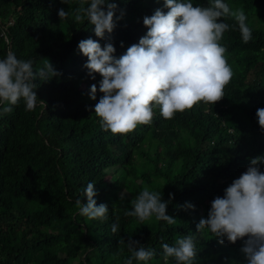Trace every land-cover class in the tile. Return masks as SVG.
Returning <instances> with one entry per match:
<instances>
[{"label":"trees","instance_id":"1","mask_svg":"<svg viewBox=\"0 0 264 264\" xmlns=\"http://www.w3.org/2000/svg\"><path fill=\"white\" fill-rule=\"evenodd\" d=\"M109 2L123 16L100 38L87 20L59 19V9L71 13L79 0H0V58L11 50L37 69L48 60L60 74L33 81L34 111L21 100L0 116V264H123L129 239L155 250L150 260L133 264H164L162 243L174 245L187 235L195 238L194 264H247L241 251L246 237L221 244L209 230L197 232L196 224L252 158L264 157V132L255 115L264 108V0H224L231 10H244L252 39L244 43L235 19L224 18L230 28L220 43L233 76L221 100L198 103L170 120L154 109L151 124L127 134L101 129L94 113L103 95L101 76L89 75L78 42L111 43L119 58L146 34L143 18L168 9L164 0ZM191 2L207 6L209 0ZM93 84L96 99L89 96ZM259 167L264 171V164ZM90 181L96 204L109 208L102 221L79 215L76 200L87 202L82 193ZM144 188L169 201L166 211L175 224L125 215ZM168 264L176 262L169 258Z\"/></svg>","mask_w":264,"mask_h":264},{"label":"clouds","instance_id":"2","mask_svg":"<svg viewBox=\"0 0 264 264\" xmlns=\"http://www.w3.org/2000/svg\"><path fill=\"white\" fill-rule=\"evenodd\" d=\"M61 2L67 3V0ZM163 6L167 12L158 8L143 18L146 34L119 58L113 55L115 48L111 43L101 47L91 38L78 42L79 52L87 57L84 67L89 75L101 76L99 91L103 95L94 105V113L102 130L127 134L138 125L151 124L154 109L170 120L177 112L201 102L213 105L225 96L224 89L233 71L225 56L226 48L220 43L230 28L224 18L235 19L242 41L248 43L252 29L246 24L244 10L233 11L224 0H209L207 6H194L191 0H164ZM116 9L117 4L109 0H79L71 13L59 9L58 17L66 20L71 15L75 22L81 23L87 20L94 26L95 35L103 38L123 16V11L116 16ZM33 63L30 59L17 58L11 50L0 58V116L10 114L21 100L26 111H34L38 97L37 84L33 81L37 77L47 81L60 75L48 60L38 69ZM96 92L97 86L91 85V99H96ZM39 101L45 109V102ZM255 115L264 132V108H257ZM260 164H264V157L252 158L246 171L224 189V195L210 202L207 218H201L196 224L197 232L207 229L221 244L225 238L235 243L246 237L241 251L247 264H264V171L260 170ZM82 195L87 202L82 204L80 199L76 200L79 215L90 220L107 218L108 206L97 205L94 199L97 195L94 183L88 182ZM169 197L172 198L171 193ZM168 202L162 200L160 191L144 188L131 201V210L125 215L141 222L154 216L157 221L172 225L176 219L167 214ZM186 207L194 208L191 204ZM118 230L117 218L111 231L115 234ZM127 248L130 255L123 264L148 261L155 255L154 249L145 248L136 240L129 239ZM161 248L164 264H168L169 258L176 264H194L196 248L192 235L178 238L174 245L162 243Z\"/></svg>","mask_w":264,"mask_h":264},{"label":"rangeland","instance_id":"3","mask_svg":"<svg viewBox=\"0 0 264 264\" xmlns=\"http://www.w3.org/2000/svg\"><path fill=\"white\" fill-rule=\"evenodd\" d=\"M121 191H123V190L121 189Z\"/></svg>","mask_w":264,"mask_h":264}]
</instances>
